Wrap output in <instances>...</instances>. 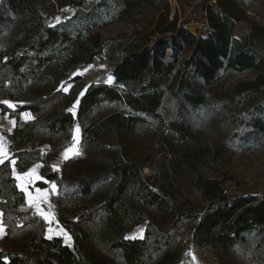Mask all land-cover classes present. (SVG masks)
Instances as JSON below:
<instances>
[{
    "label": "trees",
    "instance_id": "trees-1",
    "mask_svg": "<svg viewBox=\"0 0 264 264\" xmlns=\"http://www.w3.org/2000/svg\"><path fill=\"white\" fill-rule=\"evenodd\" d=\"M157 2L0 0V113L15 119L10 155L0 164L5 226L0 264H172L181 251L174 232L182 224H188L191 244L213 247L215 264H264V195L235 194L227 178H207L196 170L193 159L207 162L208 155L187 117L214 106L208 90L220 78L250 75L219 105L226 111L224 139L236 153L264 149V25L250 19L237 0H215L205 4L208 32L203 36L162 11L152 41L133 34L107 40L98 32L114 20L159 9ZM56 9L71 13L50 24L43 11ZM238 21L249 23L245 40L233 35ZM102 57L112 84L85 85L75 75L69 89L62 88L71 69ZM26 111L33 116L29 120L20 117ZM147 121L159 130L169 153L153 167L152 177L142 172L152 164L149 155L130 157L119 143L101 140L107 131L126 135ZM76 125L82 129L81 147L64 163L90 156L104 167L67 177L51 168L50 158L71 140ZM44 143L51 150H44ZM10 159L18 171L42 163L43 177L56 186L50 201L71 233V246L61 237L47 238L42 216L23 210L25 193L12 176ZM183 169L194 173L197 193L208 201L199 210L182 209L175 199L174 184ZM35 185L46 187L42 181ZM165 215V227H154L152 217ZM143 222L142 237H126Z\"/></svg>",
    "mask_w": 264,
    "mask_h": 264
},
{
    "label": "rangeland",
    "instance_id": "rangeland-1",
    "mask_svg": "<svg viewBox=\"0 0 264 264\" xmlns=\"http://www.w3.org/2000/svg\"><path fill=\"white\" fill-rule=\"evenodd\" d=\"M237 1L241 6L247 7V14L250 19L256 20L260 25H264V0ZM158 2L159 9L135 13L125 20H114L111 23L101 26L98 32L107 40H111L115 36H128L129 34H133L140 36L148 35V38L152 41L156 36V34L152 32L154 22L161 11L167 14L169 20H172L175 16L179 24L187 21L185 27L191 28L196 36H203L208 32L205 4L214 3L215 0H158ZM43 13L46 15L48 23L55 24L67 18L71 10L56 9L55 13L46 11H43ZM245 27L248 30L249 23H247ZM247 30H245L244 25L241 23L235 27L233 35L239 37L241 40H245L248 36ZM115 43L116 40L113 42V45H115ZM185 58V56H181L180 62L184 63ZM75 75H80L85 85L97 82L112 84L113 82V77L109 73L105 57L97 59L95 63L87 65L83 69H71L70 75L61 80V86L65 91L70 87V83H68L69 80ZM109 77H111V80H109ZM249 77L250 75H234L232 77L220 78L218 82L213 84L208 90V95L214 106L208 109H200L197 112H188L187 117L201 144L202 152L208 155L207 162L193 159L196 170L200 171V173L207 178H227L226 180L230 185L229 188L235 194L256 193L264 195V149L251 148L236 153L232 149L226 148L224 139L226 130L224 125H222V119L226 111L219 108L220 103L231 96L234 85L238 81L248 79ZM3 100L7 103H12L6 97H4ZM178 104L181 103L179 102ZM76 107L77 103H75V108H73V106L71 107V110L75 111ZM80 130L81 132H79V135H77V133L74 135L76 138L75 141L71 139L67 142L68 144L72 142L73 145H78L76 153L79 152L81 147L80 140L82 137V129L79 127V131ZM101 140L106 145H118L119 143L124 147V154L130 157L149 155L152 164L142 170L148 177L153 176L154 171H152V169L156 167L157 162H159L163 156H167V158L169 156L168 149L165 146L162 147L161 141H159V130H157L150 121L137 126L132 133L126 135L117 132L116 129L107 131ZM183 146L189 148L191 151L195 150L190 144ZM196 149H198V147ZM57 151L54 152L50 158L53 162L51 168L62 171L67 177L73 176L77 172H86L90 174L100 171L104 167L101 161L90 156L65 164L64 162L66 160L57 159ZM174 185L175 199L178 200V206L180 205L182 209L194 211L208 204V201L200 197L197 193V185L194 183V173L192 171L183 169L178 183ZM55 189L56 186L51 192H56L57 189ZM146 223L147 222H143L136 225L126 233V237L132 239L142 237ZM167 223V215L163 217H152V224L154 227L162 228L165 227ZM174 236L181 246V251L175 256V260L172 264H202L203 262L208 263L209 260L213 259L211 248L208 247L211 245L194 246L189 242L188 224H182L176 229ZM167 264H170L169 261Z\"/></svg>",
    "mask_w": 264,
    "mask_h": 264
},
{
    "label": "crops",
    "instance_id": "crops-1",
    "mask_svg": "<svg viewBox=\"0 0 264 264\" xmlns=\"http://www.w3.org/2000/svg\"><path fill=\"white\" fill-rule=\"evenodd\" d=\"M243 24L245 30L247 26L248 22L245 21H238L236 23V25L234 26V29L236 26H238L239 24ZM233 29V32H234ZM10 105L13 104L12 103H8ZM20 117L23 120H29L30 118H32L33 116H31L30 112H22L20 114ZM15 124V119L8 117L6 114H2L0 113V145H2L4 147V150L6 151V153L8 154V157L10 155V147H9V142L11 139V134H12V129L14 127ZM81 132V130L79 131V126H74L73 127V134H72V138L74 137V135H79ZM42 148L46 149L47 151L51 150L50 145H48L47 143L42 144ZM69 147H73L74 151L72 153L68 154V158L72 157L76 152H77V148L78 145L76 144H72L71 143H66L65 147H62L61 149H59V151H57L56 156L57 159H61V160H67L64 157V153L65 150L68 149ZM14 159H10V164L11 161ZM37 165H39V167H36ZM34 171L30 174V175H23L25 173H29L30 170ZM11 170H12V176H14V178L16 179V183L19 189L23 190L25 193V206H23V210L25 211H34L37 214L41 215L40 212L46 213L48 214V219H45L44 216H42V218L45 220L47 226L45 228L44 234L45 236L48 237H53V236H57V237H61L63 239V242L69 246L72 245V236L71 233L68 232L67 228L63 225L60 224L59 220L57 219V213L55 210V205L51 203L50 201V195H51V191H53V185L52 182H50L49 180L45 179L42 175V163L41 162H36V163H32L30 164V166L24 170V171H18V167L17 165H15V173L13 172V167L11 165ZM17 175H21V179H17L16 176ZM38 181H42L46 184V187H39L36 186L35 184ZM22 186V187H21ZM56 190V189H55ZM31 197L33 203H29V198ZM37 205L39 206V212L37 210ZM5 233V226L1 221V216H0V238L3 237V234ZM211 248V252H212V260H209L208 263L203 262L202 264H215L216 262V258L214 256V252L211 246H208ZM209 248V249H210Z\"/></svg>",
    "mask_w": 264,
    "mask_h": 264
},
{
    "label": "snow or ice",
    "instance_id": "snow-or-ice-1",
    "mask_svg": "<svg viewBox=\"0 0 264 264\" xmlns=\"http://www.w3.org/2000/svg\"><path fill=\"white\" fill-rule=\"evenodd\" d=\"M109 80H111V77H109ZM5 103H7V102H5ZM73 108H75V104L73 105ZM70 111H71V110H70ZM73 139H74V141H75V139H76L75 136L73 137ZM73 151H74V148H73V147H69L68 149L65 150V153L63 154L64 157L67 159V158H68V154H69V153H72ZM7 159H8V154H7L6 151L4 150V147H3L2 145H0V164H3L4 161L7 160ZM11 165H12V167H13V172L15 173V165H16V161H15V160H12V161H11ZM36 167H39V165H37ZM33 171H34V169H33V170H30L29 173H25V174H23V175H30ZM16 178L19 180V179H21L22 177H21V175H17ZM21 187H22V186H21ZM54 188H55V185H53V189H54ZM29 203H30V204L33 203L31 197L29 198ZM37 210H38V212H39V206H38V205H37ZM40 214H41L42 216H44L45 219H48V218H49V217H48V214H46V213L40 212Z\"/></svg>",
    "mask_w": 264,
    "mask_h": 264
}]
</instances>
